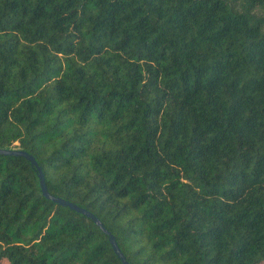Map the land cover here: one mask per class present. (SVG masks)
Wrapping results in <instances>:
<instances>
[{
	"label": "trees",
	"instance_id": "obj_1",
	"mask_svg": "<svg viewBox=\"0 0 264 264\" xmlns=\"http://www.w3.org/2000/svg\"><path fill=\"white\" fill-rule=\"evenodd\" d=\"M0 148L129 264H264V0H0ZM0 263L122 264L5 154Z\"/></svg>",
	"mask_w": 264,
	"mask_h": 264
},
{
	"label": "water",
	"instance_id": "obj_2",
	"mask_svg": "<svg viewBox=\"0 0 264 264\" xmlns=\"http://www.w3.org/2000/svg\"><path fill=\"white\" fill-rule=\"evenodd\" d=\"M0 154H5V155H20V156H23L25 157L26 159H28L38 170V179H39V185H40V189H41V192L42 194L51 199L52 201L56 202V203H59L63 206H67L77 212H80L84 215H86L87 217H89L90 219H92V221L98 225V227L105 233L107 234L108 236V241L113 249V251L115 252V254L119 257V259L121 260L122 264H129L128 261L125 259L123 253L120 251L115 239H114V236L108 232L105 227L103 226L102 222L94 215L92 214L91 212L87 211L85 208H81L75 204H73L72 202L68 201V200H65L61 197H58V196H54L52 194H50L48 191H47V187H46V184H45V181H44V178H43V174L40 170V167L37 165L35 159L33 158V156L29 153H27L26 151L22 150V149H2L0 148Z\"/></svg>",
	"mask_w": 264,
	"mask_h": 264
},
{
	"label": "rangeland",
	"instance_id": "obj_3",
	"mask_svg": "<svg viewBox=\"0 0 264 264\" xmlns=\"http://www.w3.org/2000/svg\"><path fill=\"white\" fill-rule=\"evenodd\" d=\"M41 50L47 54L50 59V67L52 69L50 76L46 78L44 85L55 83L66 77L71 76V68L74 66H80L78 61V55L75 51L63 52L54 50L50 46L40 44ZM72 77V76H71ZM4 264V263H0Z\"/></svg>",
	"mask_w": 264,
	"mask_h": 264
}]
</instances>
